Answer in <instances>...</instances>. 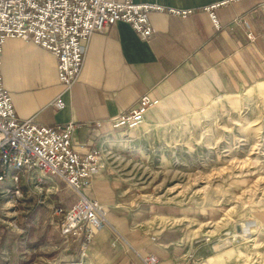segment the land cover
<instances>
[{"label":"crops","instance_id":"crops-1","mask_svg":"<svg viewBox=\"0 0 264 264\" xmlns=\"http://www.w3.org/2000/svg\"><path fill=\"white\" fill-rule=\"evenodd\" d=\"M132 1L192 11L184 17L149 13V41L125 21L92 33L85 44L81 72L69 89L58 81L56 58L50 51L19 38H7L2 45L0 74L16 117L52 127L73 122L72 143L82 154L96 151L100 163L82 192L101 203L110 224L98 229L85 246L80 239L62 241L50 219V207L42 220L39 213L30 215V222L36 223L28 225V231L33 228L39 233L43 250L55 252L60 264H140V257L148 254L157 257L156 264H172L184 253L181 227L152 233L137 225L130 213L136 208L137 191L121 183L117 164L113 165L117 156L128 146L133 148L136 137L147 128L202 109L209 97L218 100L264 92V0L230 1L216 7L219 28L204 7L222 0ZM142 95L157 100L146 108L143 122L133 129L114 128L110 119L135 107ZM57 96L63 100L60 109L53 105ZM197 98L203 100L197 103ZM27 174L49 185L47 191L54 196L50 206L76 201V192L55 177L38 170ZM21 181L22 190V177ZM42 248L38 246L37 251Z\"/></svg>","mask_w":264,"mask_h":264},{"label":"rangeland","instance_id":"rangeland-1","mask_svg":"<svg viewBox=\"0 0 264 264\" xmlns=\"http://www.w3.org/2000/svg\"><path fill=\"white\" fill-rule=\"evenodd\" d=\"M203 104L147 128L117 156L121 183L137 191L130 213L152 233L180 226V257L189 251L199 264H264V92ZM22 178L19 196L0 192V264H60L28 231L36 223L30 215L42 220L54 196L38 176ZM244 222L254 226L242 236Z\"/></svg>","mask_w":264,"mask_h":264},{"label":"built area","instance_id":"built-area-1","mask_svg":"<svg viewBox=\"0 0 264 264\" xmlns=\"http://www.w3.org/2000/svg\"><path fill=\"white\" fill-rule=\"evenodd\" d=\"M230 1L237 0L216 1L204 7L216 28L219 24L214 9ZM191 11L132 0H0V61L7 38L30 41L55 56L58 81L69 89L81 72L85 44L92 33H102L115 22L125 21L142 40L149 41L152 36L149 13L184 17ZM248 36L251 37L250 33ZM156 102L142 95L135 107L110 119L112 126L121 130L137 128L144 120L146 108ZM53 105L57 109L63 107L61 96L55 98ZM74 128L73 122L52 127L37 124L32 118L18 119L0 74V192L19 196L21 177L32 170L55 177L75 191L77 199L71 205L50 206V219L64 243L80 239L85 246L109 222L101 203L82 192L100 163L96 151L82 154L72 143ZM7 180L10 185L5 184ZM199 262L188 251L172 264ZM156 263L153 254L140 257V264Z\"/></svg>","mask_w":264,"mask_h":264},{"label":"bare ground","instance_id":"bare-ground-1","mask_svg":"<svg viewBox=\"0 0 264 264\" xmlns=\"http://www.w3.org/2000/svg\"><path fill=\"white\" fill-rule=\"evenodd\" d=\"M253 226V222H244L237 228V231L240 235L245 236L250 233L249 231L253 228Z\"/></svg>","mask_w":264,"mask_h":264}]
</instances>
